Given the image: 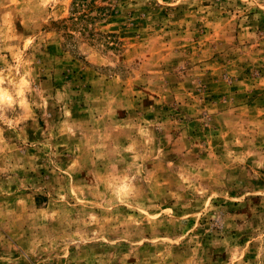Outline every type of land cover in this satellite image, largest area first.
Returning a JSON list of instances; mask_svg holds the SVG:
<instances>
[{
	"label": "rangeland",
	"instance_id": "rangeland-1",
	"mask_svg": "<svg viewBox=\"0 0 264 264\" xmlns=\"http://www.w3.org/2000/svg\"><path fill=\"white\" fill-rule=\"evenodd\" d=\"M0 264H264V0H0Z\"/></svg>",
	"mask_w": 264,
	"mask_h": 264
}]
</instances>
